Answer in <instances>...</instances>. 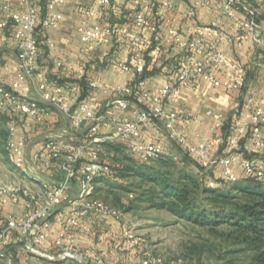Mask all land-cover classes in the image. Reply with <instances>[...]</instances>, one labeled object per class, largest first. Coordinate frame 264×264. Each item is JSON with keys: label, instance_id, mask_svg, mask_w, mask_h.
<instances>
[{"label": "built area", "instance_id": "1", "mask_svg": "<svg viewBox=\"0 0 264 264\" xmlns=\"http://www.w3.org/2000/svg\"><path fill=\"white\" fill-rule=\"evenodd\" d=\"M0 0V34L3 39L10 38L16 45L18 69L11 88L0 82V108L12 112L19 111L43 121L47 113L46 105H52L64 113L74 127H81L86 121H98L100 116L96 110L102 102L96 94L74 104L77 84L65 87L39 76L36 83V97L29 98L19 94L16 89L20 83L29 80L35 74L40 43L43 39L48 45L53 41L46 36L50 29L57 28L60 23V12L57 7L67 0H47L45 8L40 12L34 0ZM134 5L132 28H120L115 25H102L99 22L82 21L77 27L80 39L86 50L93 51L102 43L115 39H127L130 54L126 60L114 61L112 65L119 71L133 70L136 78L124 84L113 85L103 89L114 98L111 104L114 110H129L131 117L123 115L116 121L114 137L125 141L127 151L133 159L141 163H150L165 154L162 142H144L139 137V127L143 124L161 121L167 135L174 140L187 158L198 166L197 179L208 187H217V180L212 175L216 167H222L221 180L225 184L240 179L234 166L241 167V178L255 179L264 183V102L257 101L246 89L245 67L229 60L221 50V43L244 44L250 38L259 35L256 19L264 14V0L257 5L248 0H195V5L214 6L221 9L229 17H234L238 10L244 12L237 32L225 33L210 24H197L190 37H185L178 27L177 19L171 16L167 20L166 36L177 47L183 48L187 54L178 62L175 71L167 73V82L157 89L146 87L144 71L146 67V51L157 54L160 44L149 48L147 34L156 36L160 27L156 20L163 17L166 11L174 7L173 0H130ZM112 0H95V6L85 9V14L96 17L100 6L108 5ZM193 9L186 12L192 18ZM9 29L7 36L6 30ZM83 67L79 66V71ZM227 69L224 79L216 73ZM205 80L213 85L222 86L229 91L245 89V99L235 109L232 131L226 136L215 134L211 137H199L197 141L189 139L176 124L177 113L172 109L171 101L176 96L175 87L180 85H196ZM90 86H98L95 80ZM214 120V127L221 128V114L207 111ZM97 127L91 125L89 138L82 143L69 142L65 147L54 140L48 141L47 155L44 164L48 168L58 167V159L63 155L61 168L65 171L64 179L55 185H45L41 191L32 192L15 183L0 182V202L12 201L17 211L9 212L0 227V264H32L27 257H18L9 249L11 236L17 233L18 240L27 255L44 258L50 262L74 260L91 264H122L104 259L92 247L79 248L75 235L66 229L70 226L83 232L92 229L84 218L94 215L96 221L103 216L119 217V209L111 206L103 199L93 196V182L98 177L114 176L112 164L107 160L108 150L101 143L102 138L94 136ZM106 138H109L106 137ZM7 157L16 166L25 165L28 156L27 142L16 136V125L10 120L7 123L6 135ZM247 149L249 156H245ZM35 159L39 153L33 154ZM78 178L81 183L79 192L71 198L69 190L71 181ZM132 195V194H130ZM78 201V202H77ZM72 204L69 209L64 205ZM123 234L128 239L134 235L130 229ZM51 241L53 251H45L43 246ZM141 264H185L168 260L161 255L144 253Z\"/></svg>", "mask_w": 264, "mask_h": 264}, {"label": "crops", "instance_id": "2", "mask_svg": "<svg viewBox=\"0 0 264 264\" xmlns=\"http://www.w3.org/2000/svg\"><path fill=\"white\" fill-rule=\"evenodd\" d=\"M46 1L34 0L40 12L44 10ZM152 1L157 4L158 0ZM248 1L257 5L261 0ZM13 2L16 7L19 6L17 0H13ZM173 2L174 7L166 11L163 17L159 19L153 17L160 27L159 35L150 33L146 35L149 48L156 43L160 44V50L157 54H151L149 49L146 51L144 76L148 89H157L163 86L167 82V73L175 71L178 62L187 54L185 49L171 43L166 36L169 17L175 16L183 35L190 37L197 24H210L225 33H235L245 16L242 10H238L234 17H229L224 11L214 6L195 5V0H173ZM92 6H95V0H67L58 5L60 23L57 28L46 32V36L52 39L53 44L48 45L42 39L35 74L29 80L22 81L16 91L25 97H36V83L39 76H44L46 79L65 87L77 84L79 89L74 94V104L80 100L88 99L91 94H96L102 102V106L96 110L97 115L101 117L100 120L86 121L81 127L76 128L64 113L52 105L45 106L47 113L44 115L43 121H37L19 111L12 112L0 108V112L7 118V123L11 120L16 125L17 138L25 139L27 142V161L22 166L14 165L11 171L14 177L12 181L32 192L41 191L45 185H55L64 179L65 171L61 168V164L64 162L63 155L58 159V167L48 168L44 164L47 155L46 145L50 140H54L63 148L69 142L82 143L89 138L90 126L96 125L97 130L94 136L102 138L101 143L108 150L109 157L118 158L124 151H127L125 141L113 136L114 121L123 115L131 117V112L129 110H114L111 104L114 95L109 92L104 93L103 89H109L116 84L131 82L136 78L133 70L121 72L112 65L114 61H123L129 57V43L127 39L117 40L112 37L110 41L100 44L93 51H88L80 39L77 27L80 22L87 21L99 22L102 25L111 24L120 28H132V16L135 7L130 0H112L110 4L98 8L96 17H91L86 15L84 11ZM189 9L194 11L192 18L186 17V12ZM1 16L0 12V18ZM256 23L259 32L257 38H250L242 45L221 43L220 47L229 60L245 67L246 89L257 101L264 102V14L257 17ZM9 33V29H7V36ZM16 51L15 43L10 38L3 39L0 34V82L7 88H11L15 72L18 69ZM79 66L83 67L82 71L78 70ZM228 72L227 69H223L217 72L216 76L224 79ZM92 80L97 82V87L90 86ZM175 91L176 96L172 99L171 104L172 109L177 113L176 124L189 139L194 141H197L199 137H211L215 134L226 136L230 133L234 111L241 106L245 99V89L229 91L205 80L198 81L196 85L176 86ZM208 110L221 114L223 119L221 128L214 127V120L207 114ZM108 136L109 138H106ZM139 137L144 142L156 140L162 142L165 154L173 156L186 171L195 177L197 176L198 166L187 158L174 140L168 137L167 130L161 121L141 125ZM34 153H39L38 159L34 158ZM243 154L249 156L247 149L244 150ZM222 170V167L218 166L212 173L219 188L228 185L221 180ZM234 171L241 179L243 176L241 167L235 165ZM119 178L118 175L105 176L94 181L92 185L93 196L97 197L96 193L100 186L103 185L106 189H110L114 184H117L114 180H119ZM80 187L81 183L78 178L71 181L69 190L71 198L76 192H79ZM72 206V204L64 205L67 209ZM17 210L12 201L5 204L0 202V227L3 226L6 215ZM121 220V216L107 215L96 221L91 213L84 218L86 223L92 225L91 231L83 232L70 226H66V229L75 235L76 244L79 248L92 247L104 259L113 263L141 264V252L133 246L132 240L123 235L126 224L122 223ZM8 249L18 257H27L32 264H43L42 259L44 258L33 257L24 252L15 232L11 236ZM43 249L49 252L53 251L51 241H48ZM50 264L81 263L66 260L57 263L50 262Z\"/></svg>", "mask_w": 264, "mask_h": 264}, {"label": "rangeland", "instance_id": "3", "mask_svg": "<svg viewBox=\"0 0 264 264\" xmlns=\"http://www.w3.org/2000/svg\"><path fill=\"white\" fill-rule=\"evenodd\" d=\"M6 123L7 118L3 117L0 120V182L10 184L13 183L11 171L14 165L7 158ZM107 160L111 162L115 175L120 178L114 180L117 184L110 189L101 184L96 196L120 210L121 222L126 224V229L131 230L134 237L130 240L142 256L147 252L185 264H247L250 261L251 252L230 251L236 249V246L221 236V232L227 229L226 225L218 226L215 230L200 226L178 218L157 205L158 185L143 180L135 172L127 171L129 165L137 163L128 151H124L118 158L112 156ZM150 164L164 172L183 168L168 154ZM42 260L43 264H50Z\"/></svg>", "mask_w": 264, "mask_h": 264}, {"label": "trees", "instance_id": "4", "mask_svg": "<svg viewBox=\"0 0 264 264\" xmlns=\"http://www.w3.org/2000/svg\"><path fill=\"white\" fill-rule=\"evenodd\" d=\"M150 163L137 161L126 169L158 185L157 205L200 226L226 225L221 236L236 246L230 251L251 252L247 264H264V183L241 178L224 188L208 187L184 168L164 172Z\"/></svg>", "mask_w": 264, "mask_h": 264}, {"label": "water", "instance_id": "5", "mask_svg": "<svg viewBox=\"0 0 264 264\" xmlns=\"http://www.w3.org/2000/svg\"><path fill=\"white\" fill-rule=\"evenodd\" d=\"M81 264H87L85 261H81Z\"/></svg>", "mask_w": 264, "mask_h": 264}]
</instances>
